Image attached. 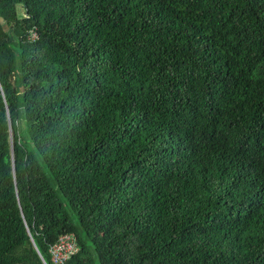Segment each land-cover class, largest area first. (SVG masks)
<instances>
[{
  "label": "trees",
  "instance_id": "obj_1",
  "mask_svg": "<svg viewBox=\"0 0 264 264\" xmlns=\"http://www.w3.org/2000/svg\"><path fill=\"white\" fill-rule=\"evenodd\" d=\"M70 233L264 264V0H0V264Z\"/></svg>",
  "mask_w": 264,
  "mask_h": 264
},
{
  "label": "built area",
  "instance_id": "obj_2",
  "mask_svg": "<svg viewBox=\"0 0 264 264\" xmlns=\"http://www.w3.org/2000/svg\"><path fill=\"white\" fill-rule=\"evenodd\" d=\"M32 38H37L36 33L32 34ZM78 252L79 244L74 233L61 235L49 249L53 264H67Z\"/></svg>",
  "mask_w": 264,
  "mask_h": 264
},
{
  "label": "water",
  "instance_id": "obj_3",
  "mask_svg": "<svg viewBox=\"0 0 264 264\" xmlns=\"http://www.w3.org/2000/svg\"><path fill=\"white\" fill-rule=\"evenodd\" d=\"M38 254H39V253H38ZM39 257H40L41 261L43 262V264H48V263H45V261H44L43 258L40 256V254H39Z\"/></svg>",
  "mask_w": 264,
  "mask_h": 264
}]
</instances>
